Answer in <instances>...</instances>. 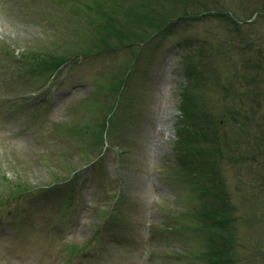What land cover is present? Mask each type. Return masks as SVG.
I'll return each instance as SVG.
<instances>
[{"label": "rangeland", "instance_id": "374dc122", "mask_svg": "<svg viewBox=\"0 0 264 264\" xmlns=\"http://www.w3.org/2000/svg\"><path fill=\"white\" fill-rule=\"evenodd\" d=\"M159 1L0 0V264H264V0ZM151 7L175 24L146 43L83 37ZM82 47L58 76L36 70ZM187 98L221 144L183 162Z\"/></svg>", "mask_w": 264, "mask_h": 264}, {"label": "trees", "instance_id": "16d2710c", "mask_svg": "<svg viewBox=\"0 0 264 264\" xmlns=\"http://www.w3.org/2000/svg\"><path fill=\"white\" fill-rule=\"evenodd\" d=\"M161 1H164V0H161ZM161 1L158 2L159 6L163 4ZM169 1L175 2L177 4H179L180 1L183 2V0H169ZM191 1H193L194 3H199V0H191ZM151 8H152L151 10H147L148 12L146 11L140 12V10H138L137 12L136 10H134L132 13H130V16H131L130 25H132L133 27L135 26L134 28H136L137 31L132 30L128 23H122L118 19H115L114 17V18H111L113 20L106 25L102 23L99 25L98 22L92 21L91 28L92 29L94 28V30L86 31L83 37H86V39L91 38V36L96 37V40L99 42V44H102L103 46H105V47L102 46V48L106 50L111 49L112 38H116L121 43H128L130 45L134 44L136 38L138 37V33H137L138 31L142 30L144 34H147L149 30L161 29L162 27L169 25V23L175 19V15H173L172 17H168V18L158 17L157 15L159 14V11H157L156 8H153V7ZM200 9L202 13L205 12L204 14H206L207 10L202 9V8ZM200 17H201V14L197 15V18H200ZM183 18L188 20V19L194 18V16L186 12ZM143 26H146V29L143 30L142 29ZM140 39L141 40L139 42H142L144 39V36L143 38H140ZM79 49H81L79 51L80 53H77L71 56L64 55L63 53H60L59 51L55 53L50 51L49 53H45L42 56L39 55L40 60H38L39 62H37V65H39L38 72H40V74H47L51 76V75H54L63 65H65L69 61V59L74 58L76 56L84 57V58L89 56L90 54L89 48L86 49L82 47ZM98 49L100 50L101 47H99ZM192 104L193 103L187 98L185 106H184V112H185L184 118L185 120L186 119L192 120L193 130H188V129L181 130L180 132L181 137H183L184 138L183 140H185V141H182V143H180L181 146H184L186 144L192 145L195 142H197V144L202 143L201 141H207L208 144L209 143L210 144H221V142L219 141L220 133L216 131L215 137H214V134L211 133L210 124L207 121H205V118L203 119V116L199 112L194 113L195 107H193ZM241 113L239 115L241 119L238 118L237 125H239V127L241 128L240 129L242 131L241 135L243 134V131H245L244 138H250V136H252L253 134L252 128L250 127V124L253 123V120H250V122L247 123L249 120L247 121L244 120L243 117L245 114H243V112ZM247 115L249 116V118L252 117V113L250 111L248 112ZM206 120H208V118H206ZM219 150L220 149L218 148H214L213 150L210 151V155L213 156L215 154H219ZM180 151L183 152V156L181 159L183 162L185 161L186 158H190L186 156V154L190 153V150L188 148L184 146V149L182 150L180 149ZM203 151H200V150L198 151L200 156L199 158L196 159L195 163L187 167L185 166L191 171V173L198 175L197 183L193 182L191 183V185L196 189L198 193L197 195L200 196L199 199L201 198L202 201L209 198L211 190L210 189L207 190L208 187L206 188V186L203 184L200 185L199 181L203 177H206L207 175L209 176L208 172L212 171L210 170V166H213L210 160H204V157H205L204 155H207V152H203ZM61 181L62 180H60V182ZM222 212H223L222 206L221 207L214 206L210 209V212L204 213L209 219L215 220L218 223L213 228L217 229L219 227L220 230L224 228L227 229L229 221L225 219H229V218H227L226 215L222 216ZM228 254L229 253H226V252L218 253L216 255L218 259L215 262L217 264H226V260L228 259Z\"/></svg>", "mask_w": 264, "mask_h": 264}]
</instances>
